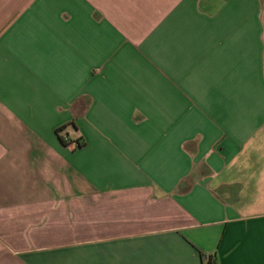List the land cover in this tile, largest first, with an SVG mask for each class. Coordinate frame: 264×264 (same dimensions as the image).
I'll list each match as a JSON object with an SVG mask.
<instances>
[{
  "label": "crops",
  "instance_id": "crops-1",
  "mask_svg": "<svg viewBox=\"0 0 264 264\" xmlns=\"http://www.w3.org/2000/svg\"><path fill=\"white\" fill-rule=\"evenodd\" d=\"M263 7L0 0V264H264Z\"/></svg>",
  "mask_w": 264,
  "mask_h": 264
},
{
  "label": "built area",
  "instance_id": "built-area-1",
  "mask_svg": "<svg viewBox=\"0 0 264 264\" xmlns=\"http://www.w3.org/2000/svg\"><path fill=\"white\" fill-rule=\"evenodd\" d=\"M62 140H63V142H64L65 144H69V143H70V141H68V139H67L66 137H63ZM74 145H76V144H74ZM204 261H205L206 264H208V263L211 262V260H210L209 257H205V258H204Z\"/></svg>",
  "mask_w": 264,
  "mask_h": 264
},
{
  "label": "trees",
  "instance_id": "trees-1",
  "mask_svg": "<svg viewBox=\"0 0 264 264\" xmlns=\"http://www.w3.org/2000/svg\"><path fill=\"white\" fill-rule=\"evenodd\" d=\"M60 132V131H59ZM61 143L62 144H64V145H66L64 142H63V140L61 139ZM74 144H76L77 145V147H79V144H78V142H75ZM208 264H211V262L210 263H208Z\"/></svg>",
  "mask_w": 264,
  "mask_h": 264
},
{
  "label": "rangeland",
  "instance_id": "rangeland-1",
  "mask_svg": "<svg viewBox=\"0 0 264 264\" xmlns=\"http://www.w3.org/2000/svg\"><path fill=\"white\" fill-rule=\"evenodd\" d=\"M262 15H263V20H264V7H263V13H262ZM64 236V235H63Z\"/></svg>",
  "mask_w": 264,
  "mask_h": 264
}]
</instances>
